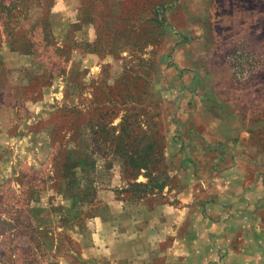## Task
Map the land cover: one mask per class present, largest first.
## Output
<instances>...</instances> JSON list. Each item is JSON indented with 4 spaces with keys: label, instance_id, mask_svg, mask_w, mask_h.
I'll return each mask as SVG.
<instances>
[{
    "label": "rangeland",
    "instance_id": "374dc122",
    "mask_svg": "<svg viewBox=\"0 0 264 264\" xmlns=\"http://www.w3.org/2000/svg\"><path fill=\"white\" fill-rule=\"evenodd\" d=\"M236 5L0 0V264H113L86 235L113 251V210L163 205L161 264H264V41Z\"/></svg>",
    "mask_w": 264,
    "mask_h": 264
},
{
    "label": "crops",
    "instance_id": "0c3cea01",
    "mask_svg": "<svg viewBox=\"0 0 264 264\" xmlns=\"http://www.w3.org/2000/svg\"><path fill=\"white\" fill-rule=\"evenodd\" d=\"M237 3H239L240 10L239 12L236 10L232 16L245 17L247 25L252 21V29H245V33L249 30V32L257 34L258 39L264 41V0H229L231 10L237 6ZM258 52V56L260 55L264 63V47ZM1 94H5L4 84ZM2 128H5V126L0 120V130ZM2 140L0 131V142ZM162 208L163 212H160V207L154 211L147 210L145 218L133 215V211L131 218L128 217L129 225L127 224L126 228H122L113 210V251L103 247L102 240L104 236L103 238L96 236V243L91 244L88 235H86L88 244L86 248H83L84 254L88 258L94 257L97 259H108L112 255L113 264H161L160 259L168 257V248L165 247L167 241L173 240V253L182 250L181 237H178V235L176 237L174 232L176 229L174 225L180 226V216L176 217L174 212L171 220L165 215L164 205ZM120 210L121 214L127 213V210L125 212L122 209ZM174 210L176 211V209ZM176 243L178 245L177 250H175ZM128 245H131L130 249L125 250L124 246Z\"/></svg>",
    "mask_w": 264,
    "mask_h": 264
},
{
    "label": "built area",
    "instance_id": "2783aa9c",
    "mask_svg": "<svg viewBox=\"0 0 264 264\" xmlns=\"http://www.w3.org/2000/svg\"><path fill=\"white\" fill-rule=\"evenodd\" d=\"M228 62L233 76L238 81H248L258 68V62L249 51L238 47L229 56Z\"/></svg>",
    "mask_w": 264,
    "mask_h": 264
},
{
    "label": "trees",
    "instance_id": "16d2710c",
    "mask_svg": "<svg viewBox=\"0 0 264 264\" xmlns=\"http://www.w3.org/2000/svg\"><path fill=\"white\" fill-rule=\"evenodd\" d=\"M12 217V216H11ZM8 220H4L1 216H0V236L8 233L11 229L14 228V224H19L17 219L15 220L14 216L12 218L8 217ZM12 220V221H11ZM11 222V223H10ZM13 222V224H12ZM16 231V230H14ZM30 233V232H29ZM29 233H25V234H29ZM24 234V235H25ZM21 235V234H20ZM30 235V234H29Z\"/></svg>",
    "mask_w": 264,
    "mask_h": 264
}]
</instances>
